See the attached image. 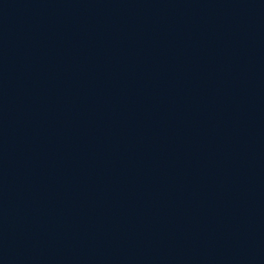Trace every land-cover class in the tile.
Returning <instances> with one entry per match:
<instances>
[{
	"label": "water",
	"instance_id": "obj_1",
	"mask_svg": "<svg viewBox=\"0 0 264 264\" xmlns=\"http://www.w3.org/2000/svg\"><path fill=\"white\" fill-rule=\"evenodd\" d=\"M0 264H264V0H0Z\"/></svg>",
	"mask_w": 264,
	"mask_h": 264
}]
</instances>
